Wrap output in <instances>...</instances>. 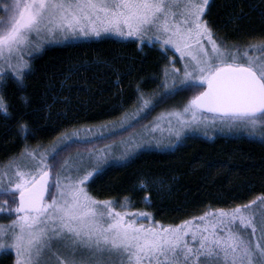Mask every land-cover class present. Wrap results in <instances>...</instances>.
Listing matches in <instances>:
<instances>
[{"label":"snow or ice","instance_id":"obj_1","mask_svg":"<svg viewBox=\"0 0 264 264\" xmlns=\"http://www.w3.org/2000/svg\"><path fill=\"white\" fill-rule=\"evenodd\" d=\"M210 4L211 0H6L0 5V77L10 71L22 83L30 68L24 57L56 37L115 33L141 43L155 39L161 48L179 54L170 58L171 73L164 71L162 99L202 89L182 110L170 113L181 129L198 125L208 113L229 130L238 122L237 130L256 134L259 126L264 136V39L243 47L221 42L205 18ZM177 60L183 61L179 68ZM140 99L145 108L152 103L142 92ZM0 111L8 112L3 96ZM27 129L19 125L22 134ZM180 134L175 131L177 138ZM153 144L168 146L149 138L129 145L130 151L119 157L110 156L105 146L63 160L59 146L38 152L39 145H26L20 157L27 156V162L9 161V171L0 175V193L12 199L14 207L7 211L15 216L7 226L0 225V248L13 249L16 264H264V214L257 219L252 211L256 201L165 225L155 220L142 223L151 213L90 193L87 183L110 159L126 161L137 149ZM4 176L9 177L7 183ZM140 186L147 184L141 181ZM258 199L264 202V196Z\"/></svg>","mask_w":264,"mask_h":264},{"label":"trees","instance_id":"obj_2","mask_svg":"<svg viewBox=\"0 0 264 264\" xmlns=\"http://www.w3.org/2000/svg\"><path fill=\"white\" fill-rule=\"evenodd\" d=\"M205 18L228 45L264 39V0H211ZM172 57L154 44L112 38L46 47L31 58L22 83L6 76L0 84L8 106L7 113L0 111V166L26 145L41 149L65 132L120 120L135 109L140 92L149 97L161 89ZM200 90L178 91L166 99L162 92L128 127L91 143H68L59 148L60 159L124 139L177 97ZM21 123L28 126L23 134ZM87 188L99 199L114 198L151 213L142 223L177 225L205 212L234 209L264 196V138L187 135L174 149H145L126 162L104 166ZM9 207H14L12 199L0 193V208ZM2 212L6 221L15 218ZM0 264H14L13 253L1 252Z\"/></svg>","mask_w":264,"mask_h":264},{"label":"rangeland","instance_id":"obj_3","mask_svg":"<svg viewBox=\"0 0 264 264\" xmlns=\"http://www.w3.org/2000/svg\"><path fill=\"white\" fill-rule=\"evenodd\" d=\"M4 2H6V0H0V5H2ZM3 14L4 13H3L2 7H0V15H3ZM102 38H112V39L122 40V41L136 40L138 41L140 45L154 44V45H157L161 50L163 51L166 50L165 48H161L160 44L157 43L155 39H153L152 41L145 39V41L141 43L139 39L137 38H132V37L125 38L115 33H107L100 37H78V38H70L68 40H64L60 37H56L55 39L49 40L47 43L43 44V46L38 51H33L31 54V57L25 56L24 59L29 60V64H30L32 57H34L36 54L40 53L46 47L51 46V45L64 44V43H70V42H79V41L91 40V39H102ZM170 52L173 53V57H178L179 55L178 53H175L174 51H170ZM177 62L178 63L176 64V67L178 68L181 67L183 61L177 60ZM27 70L28 69H26L25 71ZM168 71L169 73H171V67L168 68ZM6 76H11V77L16 78L9 71L7 75H3L2 77H0V84H2ZM162 92H163V88L161 86V89L158 90L157 93L150 95L149 97H146L144 95V98L153 101L154 99L156 100V98L158 99ZM190 98L191 97L189 96V94L177 97L176 101L172 102V105L166 106V108L158 110L156 113H154L150 122H147L146 124L142 125L138 130L134 131L133 133H131L124 139H121L114 143L105 145V146H108L109 155L112 157H119L123 155L125 152L130 151L129 145L134 147L137 143H142L143 141L149 138L153 139L154 141H159L161 144L168 145V146L163 147V148H158L155 146V144H153L151 146H146L144 148L137 149L134 154L128 157L127 160L132 158L138 152L145 150V149H166V150L174 149V147L177 146L187 135H192V134H199V135H203V136L211 137V138L219 134L233 135V136L244 135V136L257 138V139L264 138V136L259 135V132L261 131L259 126H257L256 134H249V132L245 129L237 130L238 122H235L236 126H234L232 130H229L228 127H226L225 124L221 123L219 119H216L215 122H213L212 114H208V113H205L204 117L201 119V122L198 125L189 126L187 128L181 129L177 121V118L174 115H170V113L174 111L182 110L184 105L187 103V101ZM137 101L138 102H137V106H135V109L128 112L127 115L121 118L120 120L115 121V122L101 124L98 126L82 128V129L74 130L71 132H65L61 134L59 138L53 142V144H50V146H45L41 149H37V151L38 152L41 150L50 151L54 147L59 146L60 148L74 141L81 142V143H91V142L97 141L101 138L107 137L113 133L120 131L128 127L129 125H131V123L134 120L140 118L145 113L146 109L151 105L150 104L146 108L143 107L140 96L138 97ZM137 113H139V115H137ZM177 130H179L181 133L179 138H177L175 135V131ZM69 136L72 137L71 140L67 139ZM62 141H64L65 143H62ZM105 146L100 147L96 150H101ZM78 153L86 154L87 152H74L67 158H75ZM14 158L15 159L10 160L13 163H26L27 162V156H25L24 158H21L19 155L18 157H14ZM85 160H87V156H85ZM126 161L119 160V159H110L106 165L111 164V163H123ZM8 164L9 162L3 166H0V175H2L6 171H9V169L6 167ZM89 167H91V164H89ZM8 178H9L8 176H4V183H7ZM255 201H256V204H255V207L252 209V211L256 213V217L257 219H259L260 215L264 214V202H262L259 199ZM0 209H4V208H0ZM6 210L7 209H4V211ZM230 210L232 209L225 210V211H230ZM211 212L213 211H210L208 213H211ZM3 213L4 212L0 213V225L7 226L11 220L6 221L5 215ZM6 214L9 215V212ZM189 221H191V219H189ZM4 251H7V252L9 251L13 253L14 264H16L17 257L14 253V250L8 247L0 248V253Z\"/></svg>","mask_w":264,"mask_h":264},{"label":"clouds","instance_id":"obj_4","mask_svg":"<svg viewBox=\"0 0 264 264\" xmlns=\"http://www.w3.org/2000/svg\"><path fill=\"white\" fill-rule=\"evenodd\" d=\"M26 97H24V99H25ZM26 100V99H25Z\"/></svg>","mask_w":264,"mask_h":264}]
</instances>
